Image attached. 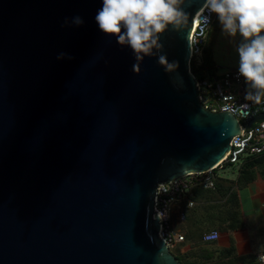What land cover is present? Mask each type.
<instances>
[{
    "label": "water",
    "instance_id": "water-1",
    "mask_svg": "<svg viewBox=\"0 0 264 264\" xmlns=\"http://www.w3.org/2000/svg\"><path fill=\"white\" fill-rule=\"evenodd\" d=\"M202 2L161 33L166 72L100 32V0H0V264H182L158 234L157 185L211 169L241 131L200 99Z\"/></svg>",
    "mask_w": 264,
    "mask_h": 264
},
{
    "label": "clouds",
    "instance_id": "clouds-1",
    "mask_svg": "<svg viewBox=\"0 0 264 264\" xmlns=\"http://www.w3.org/2000/svg\"><path fill=\"white\" fill-rule=\"evenodd\" d=\"M95 14L97 28L105 35L131 50L137 61L146 56L157 57L166 72L178 67L168 62L163 53L161 33L168 29L177 32L188 26L189 14L184 10L185 0H100ZM220 26L221 35L230 43L239 37L234 51L238 55L237 75L246 85L245 100L260 104L264 100V0H203L197 20L200 35L205 36L212 16ZM83 17L65 18V25L82 26ZM57 60L72 59L66 52L57 54ZM247 104L241 105L246 109ZM217 233L205 235V240L216 239ZM259 259L264 261V254Z\"/></svg>",
    "mask_w": 264,
    "mask_h": 264
},
{
    "label": "crops",
    "instance_id": "crops-1",
    "mask_svg": "<svg viewBox=\"0 0 264 264\" xmlns=\"http://www.w3.org/2000/svg\"><path fill=\"white\" fill-rule=\"evenodd\" d=\"M208 41L213 44L215 66L226 68L224 53L230 44L239 42V37L230 43L219 27ZM237 170L233 177H221L218 191H198L193 208L186 205L174 208L172 225L185 235L182 249L189 255L188 261L198 258L202 263L205 258H211V264H246L245 258H257L258 252L264 250V158L251 168ZM182 212L186 215L183 222L179 219ZM213 229L221 232L220 239L204 242L203 233Z\"/></svg>",
    "mask_w": 264,
    "mask_h": 264
},
{
    "label": "built area",
    "instance_id": "built-area-1",
    "mask_svg": "<svg viewBox=\"0 0 264 264\" xmlns=\"http://www.w3.org/2000/svg\"><path fill=\"white\" fill-rule=\"evenodd\" d=\"M198 14V13H197ZM197 14L194 19V27L191 32V69L197 78L200 91V99L203 105L212 111H229L236 115L240 121V134L233 136L231 149L224 158L214 167L206 171L189 172L182 177L161 182L157 185L154 210L160 220L159 237L170 248L185 240V235L176 230L172 225V213L175 207L182 208L186 205L193 208L196 205L195 192L198 188L216 190L218 188L219 170L227 165H241L258 155H264V119L250 124L259 114L264 113V100L260 104L245 100L246 85L244 79L237 75V68H214L205 64V56L210 31L216 21L215 14L212 22L206 29L205 36L200 35L201 25L198 23ZM247 104L246 109L241 105ZM180 221H185V213L179 216ZM217 233L216 239L205 240V235ZM221 232L217 229L203 234V241L216 242L220 239ZM264 250L258 252V264H264L259 259Z\"/></svg>",
    "mask_w": 264,
    "mask_h": 264
},
{
    "label": "trees",
    "instance_id": "trees-1",
    "mask_svg": "<svg viewBox=\"0 0 264 264\" xmlns=\"http://www.w3.org/2000/svg\"><path fill=\"white\" fill-rule=\"evenodd\" d=\"M219 27L220 26H219L218 22L215 21V23H214V25H213V27H212V29L210 31L209 37H211V35L215 34L219 30ZM209 42H211V41H209ZM205 64L208 65V67H210V68L216 67L215 63H214V60H213V57H212L211 47L209 46V44L207 45V49H206ZM263 158H264V155H258V156L254 157V158L249 159L247 162H245V163H243L241 165H238V167L241 168V169L242 168H251V167L257 165L259 163V161L261 159H263ZM232 166H234V165H232ZM220 181H221V176H219L218 188L216 190H206V189H203V188H198L196 190V192H195V196L197 195V192L200 191V190L211 191V192L218 191V189H220V187H221ZM202 237H203V235H202ZM180 243L181 244L177 245L176 247L175 246L172 247L171 251L177 256V258H179V260L182 262V264H199L200 262H199L198 258H190L189 261L187 260L189 255L186 252H183V249H182L183 241L180 242ZM209 259H211V258H205L204 260H202V263H200V264H211ZM245 261H246V264H258L257 263V258H255L253 256L245 258ZM216 264H223V263L216 262Z\"/></svg>",
    "mask_w": 264,
    "mask_h": 264
},
{
    "label": "rangeland",
    "instance_id": "rangeland-1",
    "mask_svg": "<svg viewBox=\"0 0 264 264\" xmlns=\"http://www.w3.org/2000/svg\"><path fill=\"white\" fill-rule=\"evenodd\" d=\"M210 47H212L213 44H211V42L208 41V43ZM230 48L229 49H226L225 53H224V56H225V59L227 60V62L225 64H223V67H226V68H237V63H238V55L236 54V52L234 51V46L235 44H230ZM220 54V53H219ZM222 54V52H221ZM228 62H232V63H228ZM238 169V165H227L225 167V169H220L218 172H219V175L222 177V176H226V177H233L235 175H237V170Z\"/></svg>",
    "mask_w": 264,
    "mask_h": 264
}]
</instances>
